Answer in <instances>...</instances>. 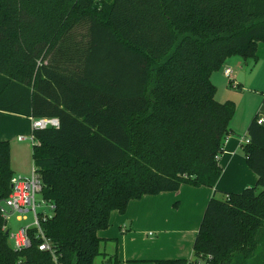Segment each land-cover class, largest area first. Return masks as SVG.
<instances>
[{"label": "trees", "instance_id": "1", "mask_svg": "<svg viewBox=\"0 0 264 264\" xmlns=\"http://www.w3.org/2000/svg\"><path fill=\"white\" fill-rule=\"evenodd\" d=\"M264 0H0V111L59 127L33 130L40 226L55 251L13 250L0 208V264H93L113 211L182 185L215 188L235 104L218 102L213 73L256 59ZM243 145L257 177L214 192L190 260L264 264V126ZM11 145L0 140V204L11 192Z\"/></svg>", "mask_w": 264, "mask_h": 264}, {"label": "crops", "instance_id": "2", "mask_svg": "<svg viewBox=\"0 0 264 264\" xmlns=\"http://www.w3.org/2000/svg\"><path fill=\"white\" fill-rule=\"evenodd\" d=\"M260 62L264 67V43L258 44L256 59L233 56L211 76V82L216 87L215 98L221 103L231 100L237 105L236 93L239 92L236 90L243 91L247 86L258 88L254 92L251 90L252 104L246 114L230 122L232 134L225 140L223 153L218 158L222 174L215 188L182 185L176 192H163L131 201L123 214L113 211L109 227L98 232L101 255L95 258L93 264H154L156 260H190L201 221L214 192L241 193L256 185L258 177L247 165L243 145L244 140L249 139L247 128L255 117L262 118L264 126V73L254 74ZM225 68L231 69L237 88L228 84L230 81L223 74ZM230 88L234 91L231 92ZM32 120L0 111V140L10 142L14 176L24 177L30 173V168L15 163L16 148H25L32 169L35 168L32 157L34 143L24 145L19 140L24 137V141H30L26 136L32 135ZM152 231L158 232V236Z\"/></svg>", "mask_w": 264, "mask_h": 264}, {"label": "built area", "instance_id": "3", "mask_svg": "<svg viewBox=\"0 0 264 264\" xmlns=\"http://www.w3.org/2000/svg\"><path fill=\"white\" fill-rule=\"evenodd\" d=\"M223 74L227 79H229L231 86L233 88H237V83L234 81L231 69H223ZM257 122L258 124L262 125L263 119L259 118ZM49 127L58 128V119L40 118L32 120L33 130H43ZM19 140L24 141L26 138L20 137ZM30 141L35 143L34 137L32 135L30 137ZM244 143H249V139H245ZM11 189L12 190L8 197L0 204L3 216L7 220V226L8 221L13 215H16V219L20 222L27 220L28 213H31L33 216V222L31 224L19 228L16 232H13L7 226L5 227V230H7L9 234V240L13 250L21 251L31 247L32 240L29 230L35 228L37 230V236H39L41 239L39 250L50 252L53 255V258L56 260L55 251L51 246V242L46 238L40 226V217L42 216L43 219L51 217L55 207L52 203L47 202L42 198L41 194L43 191V182L36 169L33 168L32 173L28 177L13 176L11 179ZM38 196L39 201L37 200ZM42 206H45V208H47L51 214L45 211L39 213L38 209H40Z\"/></svg>", "mask_w": 264, "mask_h": 264}, {"label": "rangeland", "instance_id": "4", "mask_svg": "<svg viewBox=\"0 0 264 264\" xmlns=\"http://www.w3.org/2000/svg\"><path fill=\"white\" fill-rule=\"evenodd\" d=\"M262 64H263L262 62L257 64L256 71L254 72V74H256V72L258 74L264 73V67L262 66ZM228 84L230 85V83H228ZM247 87L248 88L244 89L243 91H237L236 90V92H239V93H236V96H238V100H237L238 104L237 105L235 104L234 101H231V100L225 101V102L229 101V102H232L235 104V114L231 120H234L235 118H240L242 115L246 114L248 106H250L252 104V101H251L252 95H250L251 90L254 92L258 88H256L255 86L254 87L253 86H247ZM230 90H231V92L234 91V89H231V88H230ZM231 97H233V95H231ZM26 137L30 138L31 134H28ZM30 143H31V141H29V140L22 142V144H24V145H26V144L29 145ZM24 149H25L24 147H20V148L15 149L14 161L16 164H19L22 167L30 168V173L28 175L24 176V177H28L32 173L33 169H32L30 161L28 160L27 154H25ZM217 196L219 199L224 198L223 197L224 195L221 193H219ZM37 200L39 201V196H38ZM38 211H39V213H41L42 211H45V212H48L49 214H51V212H49L48 209L45 208V206L44 207L42 206L40 209H38ZM32 222H33V216L31 213L27 214V220L26 221H21V222L16 219V215H13L10 218V220L8 221L7 227L10 228V230H12L13 232H16L19 228L24 227L25 225L31 224ZM151 233L158 236V232L152 231ZM98 261H99V259H98ZM145 264H150V263L147 262Z\"/></svg>", "mask_w": 264, "mask_h": 264}]
</instances>
